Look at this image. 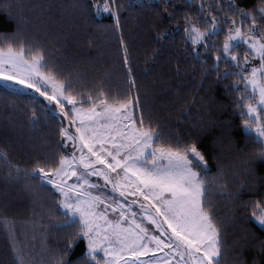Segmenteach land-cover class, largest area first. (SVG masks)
Instances as JSON below:
<instances>
[{"label":"snow or ice","instance_id":"snow-or-ice-1","mask_svg":"<svg viewBox=\"0 0 264 264\" xmlns=\"http://www.w3.org/2000/svg\"><path fill=\"white\" fill-rule=\"evenodd\" d=\"M197 2L181 0V26L172 0H163V13L177 27L161 31L151 23L153 46L144 48L145 79L160 75L180 117H191L193 108L207 113L192 125L198 134L188 137L173 133L167 117L152 111L147 98L159 94L157 81L143 86L142 98L132 65L136 38L125 37V24L137 21L135 27L147 34L138 21L142 12L153 11L152 0L147 5L141 0H72L70 8L86 25L93 15L111 18L110 25L91 26L118 34L126 87L115 89L110 78L89 86L78 70L65 69L61 48L50 49L27 29L25 5L15 6L16 11L11 3L0 8L15 24L13 33L0 34V89L15 96L6 107L30 111V134L41 139L39 146L29 142L28 165L0 148V166L6 169L0 181L14 187L28 206L27 215L18 219L8 215L7 201L0 205V231L12 264H73L72 249L81 241L86 250L79 264H249L248 248L258 253L251 264H261L264 240H257L249 225L264 228V175L255 168L256 161H264V0L251 8L238 0H199L194 8ZM155 16L162 21L160 11ZM181 30L191 58L183 62L198 70L199 79L181 80L180 59L167 70L161 63L169 36ZM166 75L180 83L173 88ZM220 86L230 105L215 99ZM23 97L27 103L19 107ZM213 104L238 113L248 133L242 145L233 137L232 120L212 115ZM38 109L67 121L66 126L61 122L54 147L40 135ZM213 129L220 131L213 144L226 140L238 161L227 171L217 155L213 172L200 148ZM210 193L227 201L232 215L217 216ZM239 220L244 235L231 246L228 260L227 229Z\"/></svg>","mask_w":264,"mask_h":264},{"label":"trees","instance_id":"trees-1","mask_svg":"<svg viewBox=\"0 0 264 264\" xmlns=\"http://www.w3.org/2000/svg\"><path fill=\"white\" fill-rule=\"evenodd\" d=\"M257 0H238L241 7L251 8ZM11 3L16 11L18 5H25V10H32L26 13V17L29 21L27 29L40 37L41 40L48 44L50 49L54 47H60L61 53L58 55L64 60V68L68 70H78L85 76V79L89 86L94 82L105 79L109 80L113 89L118 87H126L123 83V73L121 61L119 59L120 53L117 44V36H113L110 32L106 33L103 29L97 30L91 25H110L112 23L109 16L97 17L93 15L91 17V25H86L85 21L78 14L74 13L70 8L72 0H0V8L5 4ZM141 3L147 5L148 0L141 1ZM175 5V11L180 14V23L182 26V15L184 9L181 0H172ZM199 0L193 5L194 8H198ZM40 7L39 14H35L34 10ZM153 11H145L140 14L138 23L144 29H148V33L141 31L135 27L137 21L129 20L125 24L124 34L125 37L132 41L133 37L136 38V42L133 43L132 50V65L135 69L136 77L139 78L138 82L142 85L141 95L143 98V86L151 85L153 80L157 81V92L159 93L155 97L147 98L148 105H150L154 113L159 114L162 117H167L166 123L170 126V130L175 133L177 130L181 135L188 137L189 133L193 136L198 134V129L193 128L192 125L199 120L201 116L207 118V113L203 108L197 112L196 108L192 109L191 117H180L176 112L175 107L171 103L173 99L168 95L166 91L161 87V77L157 74L152 79L146 80L143 75L144 70V48L151 49L153 46L151 41L154 40V34L151 32L149 25L156 23L159 25L161 31L166 29H176L177 25L169 22L167 14L163 13V0L152 1L149 5ZM15 9V10H14ZM160 11L162 15L161 19L155 16V12ZM127 15V13H125ZM151 17V19H149ZM15 31V24L10 22L5 15L0 14V34H11ZM182 30L174 32L169 36L171 43L165 46L164 54L161 56V63L164 65L165 70L175 66L177 59L182 61V76L181 80H191L193 78L199 79L198 70H192L190 63H184V60H191L184 50V44L182 42ZM222 40V38H221ZM140 41H143L144 47H141ZM190 48L191 46L188 45ZM170 61L171 63H168ZM158 68L160 65H155ZM184 70H187V74H184ZM164 79H171L170 75H166ZM212 79V77H209ZM180 81L171 79V85L174 88ZM183 88H187V85H181ZM166 87V86H165ZM15 99L14 94L9 93L6 90L0 89V148L6 149L13 159V161L20 163L21 165H28L29 154L31 149L29 148V142L35 143L39 146L41 139H35L30 134V126L27 124V118L31 115L30 111L27 114L22 113L19 108L13 109L6 107L9 101ZM42 99V98H41ZM215 99L222 102L225 105H230L231 101L225 95L222 86L217 87L215 93ZM28 97L20 98L17 103L19 107H23L27 103ZM212 107V115L219 116L222 120L231 119L233 123V137L243 144L247 139L248 133L240 126L241 120L238 113L233 115L232 108L228 107L226 110H218L216 106ZM53 110L54 107L52 106ZM169 113H172L169 116ZM40 116V128L42 139H49L52 142L53 147L55 142L59 140L58 129L63 122L65 126L67 121H63L61 117L54 114V111L43 113L38 109ZM147 115V113H146ZM184 122L181 123L180 120ZM219 129H213L211 133L203 137L200 148L205 151L210 163L211 170L215 172L217 168V155H219V163L227 171L229 166L233 163H238L235 154L230 152L227 147V141L220 146L213 144V137L219 136ZM255 168L257 175H264V161H256ZM6 169L0 166V177L5 175ZM7 193V195H5ZM210 196L214 198L216 204V215L224 219L227 216L232 215L231 205L227 201H222L216 198L215 193H210ZM247 198V196L245 197ZM9 203L7 212L9 216H16L18 219L27 215V202L22 195L18 194L16 189L11 186H6L0 181V205L5 202ZM254 229L257 240H264V228L258 227L254 222H250L249 225ZM244 235V222L239 220L236 225L230 226L227 229V235L225 237L226 246L229 249V255L226 259H231L230 249L234 242ZM61 246H63L61 244ZM85 244L83 241L79 242L71 252V260L73 264H79V261L84 257ZM244 257L249 264L252 260L258 257V253L251 248L244 251ZM0 264H12V255L9 251L8 241L5 238L3 231H0ZM261 264H264V258H261Z\"/></svg>","mask_w":264,"mask_h":264},{"label":"rangeland","instance_id":"rangeland-1","mask_svg":"<svg viewBox=\"0 0 264 264\" xmlns=\"http://www.w3.org/2000/svg\"><path fill=\"white\" fill-rule=\"evenodd\" d=\"M141 1H146V0H141ZM152 1H156V0H152ZM15 10V9H14ZM40 10H41V8L40 7H38V8H36L35 10H34V13L35 14H39V12H40ZM32 10H25L24 11V13L26 14V13H28V12H31ZM101 16H107V15H101ZM101 16H97V17H101ZM53 107H54V105H53ZM245 131V130H244ZM246 132V131H245ZM255 223V222H254ZM256 224V223H255ZM257 225V224H256ZM258 227H260L259 225H257ZM261 228V227H260Z\"/></svg>","mask_w":264,"mask_h":264}]
</instances>
